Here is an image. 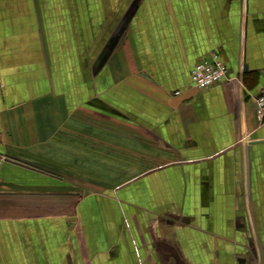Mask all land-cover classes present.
<instances>
[{
  "label": "crops",
  "instance_id": "obj_1",
  "mask_svg": "<svg viewBox=\"0 0 264 264\" xmlns=\"http://www.w3.org/2000/svg\"><path fill=\"white\" fill-rule=\"evenodd\" d=\"M263 83L264 0H0V264H264Z\"/></svg>",
  "mask_w": 264,
  "mask_h": 264
},
{
  "label": "built area",
  "instance_id": "obj_2",
  "mask_svg": "<svg viewBox=\"0 0 264 264\" xmlns=\"http://www.w3.org/2000/svg\"><path fill=\"white\" fill-rule=\"evenodd\" d=\"M228 67L217 53L211 54L204 60L196 63L191 70V79L194 86L205 89L209 88L227 77ZM257 116L264 117V83L260 93L256 97Z\"/></svg>",
  "mask_w": 264,
  "mask_h": 264
}]
</instances>
